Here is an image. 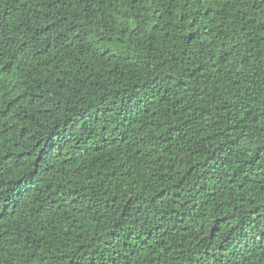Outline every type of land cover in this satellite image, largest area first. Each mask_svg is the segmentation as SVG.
I'll list each match as a JSON object with an SVG mask.
<instances>
[{"label":"trees","instance_id":"obj_1","mask_svg":"<svg viewBox=\"0 0 264 264\" xmlns=\"http://www.w3.org/2000/svg\"><path fill=\"white\" fill-rule=\"evenodd\" d=\"M0 264H264V0H0Z\"/></svg>","mask_w":264,"mask_h":264}]
</instances>
